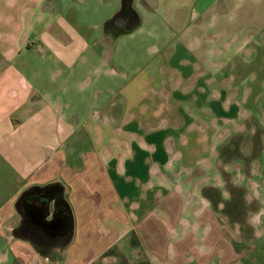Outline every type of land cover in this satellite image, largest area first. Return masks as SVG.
Listing matches in <instances>:
<instances>
[{"label":"crops","instance_id":"crops-1","mask_svg":"<svg viewBox=\"0 0 264 264\" xmlns=\"http://www.w3.org/2000/svg\"><path fill=\"white\" fill-rule=\"evenodd\" d=\"M40 8L0 67V264H264V129L205 42L251 0Z\"/></svg>","mask_w":264,"mask_h":264},{"label":"rangeland","instance_id":"rangeland-1","mask_svg":"<svg viewBox=\"0 0 264 264\" xmlns=\"http://www.w3.org/2000/svg\"><path fill=\"white\" fill-rule=\"evenodd\" d=\"M249 10L250 13H245L247 10H243V13L233 16L223 14L229 26L226 30L229 32L225 31L223 41L209 37L205 42L212 50H218L216 54L219 55L213 59L219 65L216 69L220 71L219 75L232 76L234 73L241 78L242 88L251 89L253 94L250 104L246 103L244 96H241L242 100L240 98L237 101L244 107L242 115L246 120L255 122L264 129V0H251ZM40 15V0H0L1 69L14 63L9 61V51L13 43L10 39V29L16 36L20 34L18 30H12L16 28V23L10 25L11 17L15 18L17 24H23L28 19L40 25L41 22L38 23ZM46 21L50 20L46 19ZM46 21L44 20L43 23ZM221 34L224 35V32ZM36 60H39V56ZM6 113L5 110L0 109V119ZM207 145L211 146V139L210 142L207 141ZM261 161L259 159L257 162ZM9 171V166L0 155V186L10 181ZM257 179H260V176L257 175Z\"/></svg>","mask_w":264,"mask_h":264}]
</instances>
